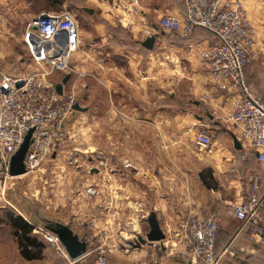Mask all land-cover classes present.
Returning <instances> with one entry per match:
<instances>
[{
    "label": "crops",
    "instance_id": "0c3cea01",
    "mask_svg": "<svg viewBox=\"0 0 264 264\" xmlns=\"http://www.w3.org/2000/svg\"><path fill=\"white\" fill-rule=\"evenodd\" d=\"M94 1L95 7L89 8L92 13L88 12L87 24L80 32L79 63L72 67L75 71L85 73V76H91L92 70L96 69L102 92L100 112L113 116L116 130L118 128L121 131L120 138L114 140V156L104 154V159L114 170L100 169L98 173L99 222L92 219L93 210L84 204V189H75L78 196L70 189L69 202L66 204L62 205L55 199L50 216H47L41 208L22 203L23 199L12 188L13 183L28 174L11 176L7 179H10V186L8 197H3L5 203L18 211L22 219L32 226V232L37 233L29 234L30 237L44 247L36 257L24 255L22 237L12 230L10 239L15 249L9 250L0 240L1 264H72L60 256L36 229H44L50 220L68 224L78 240L86 237L90 244L92 223L108 234L110 227L111 230L113 227L108 218L112 215L108 211L113 212V218L121 219L123 211H128L129 207L136 208V222L140 229L146 224V234L150 230L147 219L151 212H156L165 233L172 230L174 234L189 215L220 213L223 221L217 241L219 251L230 244L238 251V264H264V237L257 238L258 242H255L250 238L251 226L227 214L231 204L245 198L247 177L256 172L263 173L264 166L254 156L244 159L246 151L242 146L240 149L235 147L234 136L240 142V130L227 120V116L239 97L219 90L203 63L202 52L217 39L204 28L197 29L190 37L179 38L178 34L163 31L159 27V20L164 14L180 17L184 14V0ZM242 2L256 32L254 60L246 68L249 84L253 73L257 72L260 78L264 76V70L261 69L264 64L259 55L264 49V0ZM136 7L138 9L135 12ZM149 36L156 37L152 49L143 44ZM74 55L73 58L76 52ZM156 67L161 68V71L156 72ZM156 73L162 74L160 83L163 84V91L159 96L155 89ZM75 79L76 73L71 74L66 85ZM156 98L161 101L157 107ZM171 120L178 123L182 138L156 140V127L165 132ZM211 125L218 134L217 139L209 130ZM139 130L146 131L145 139H135ZM199 131L211 132L214 141L210 149L204 150L197 145ZM227 136L231 137L230 141ZM204 169H209L206 174ZM55 178V193L58 194V173ZM210 179L226 180L227 183L220 186L228 190H219L217 184L209 182ZM228 191L233 194L232 197H228ZM132 195L145 197L128 200V196ZM145 208L146 214L138 213L144 212ZM130 211L134 212L132 209ZM131 218L135 219L133 216ZM140 218L144 220L139 221ZM6 223L10 225L8 221ZM2 226L7 225L4 223ZM36 245H29L27 249L32 251ZM145 246L153 250V255L159 252L165 257L162 264H194L183 257L182 252L186 249L183 241L173 254L149 242L140 247ZM140 247L134 246L127 250L131 260L142 255ZM13 259L18 261L14 263ZM81 259L73 264H82ZM93 259L94 255L92 261L88 258L87 264H92ZM134 263L138 261L134 260Z\"/></svg>",
    "mask_w": 264,
    "mask_h": 264
},
{
    "label": "built area",
    "instance_id": "2783aa9c",
    "mask_svg": "<svg viewBox=\"0 0 264 264\" xmlns=\"http://www.w3.org/2000/svg\"><path fill=\"white\" fill-rule=\"evenodd\" d=\"M185 11L180 17L164 14L159 27L181 37H190L201 27L217 39L202 52V60L213 84L221 91L238 95L234 109L227 120L240 130V143L244 159L254 156L264 166V102L248 84L246 68L254 59L253 47L256 32L248 18L242 0H184ZM137 7L134 11H137ZM34 27L37 29L35 30ZM80 26L68 10L45 12L34 19L25 33V42L32 55V62L38 66L28 72L4 74L0 80V174L6 180L10 175L12 156L23 143L26 134L34 129L32 142L25 158L26 174L35 173L53 154L58 142L68 134V123L77 111L80 96L78 88H87L85 73L75 71L72 59L81 44ZM264 64V49L260 51ZM54 72L76 73V79L64 85L63 93L51 84L48 77ZM213 136L199 131L197 145L208 150ZM128 166V164H127ZM99 169L113 171L114 168L99 158ZM245 198L229 206L227 214L251 226L250 238L264 237V172L247 177ZM89 198L99 195V189L88 185ZM223 216L220 213L189 215L175 232L171 248L165 239L151 243L164 247L173 254L182 241L186 249L182 252L187 262L194 264H238V251L230 244L221 251L216 247ZM94 223H92L93 225ZM94 226V225H93ZM56 252L72 264L59 238L41 228L36 229ZM97 236V237H96ZM91 236L97 245L86 256L94 253L92 264H110L108 241L105 230ZM139 241L130 242L133 248ZM175 242V243H174ZM174 248V250L172 249ZM84 256L83 258H85ZM1 264V258H0Z\"/></svg>",
    "mask_w": 264,
    "mask_h": 264
},
{
    "label": "rangeland",
    "instance_id": "374dc122",
    "mask_svg": "<svg viewBox=\"0 0 264 264\" xmlns=\"http://www.w3.org/2000/svg\"><path fill=\"white\" fill-rule=\"evenodd\" d=\"M93 7H95L94 0H0V79L4 74H19L38 68V66L32 62L33 58L24 38L29 25L32 24L34 19L40 14L68 10L75 16L79 23L80 30L82 31L89 17L86 8ZM79 51L80 49L76 51V57L72 59V66L79 63ZM261 69L264 70V65L261 66ZM159 71H161V68L156 67V72ZM90 75L91 76L84 77L88 87L85 88L80 86L78 88L80 96L83 95V97H78V101L84 109L77 110L70 119L68 123V134L63 140L57 143L53 154L46 160L41 168L35 173L25 175L20 181H17V183H13L12 188L17 191V196L23 199L22 203L26 202L32 208H41L47 216H50L52 205L56 202L55 199H58L62 205L64 203L66 204L69 202L68 192H71L70 189L73 190V193L76 195L78 191L75 189L78 188V190L80 189L81 191L84 189V204L86 208L93 210L91 214L92 219L96 220L98 223V211L100 209L98 205V196L89 198L86 193V188L88 185H94L98 188V173L100 170L98 167L99 158L104 157L105 153L114 156V140L117 137L120 138L121 131L118 128L116 130L113 116L109 117L100 112L102 106V92L98 84L96 69L92 70ZM63 77L62 72H54L48 77V81L51 84L61 83ZM160 82H162V74L160 73L159 75L156 73L155 89L156 94L159 92L157 94L158 96L163 91V84ZM249 84L252 86L254 93L264 100V76L260 78L257 72L253 73L252 80ZM104 101L105 99L103 98V103ZM158 102L161 101L156 98V107L159 105ZM212 127V125L209 126V130L215 134L214 137L217 139L218 134ZM211 132L207 131L206 133L210 134ZM146 136L147 133L145 130H139L138 135L134 137L136 140H141L143 138L145 139ZM187 137H190V135H187ZM154 138L156 140L164 138H182V132L178 131V123L171 120L169 129L165 132L156 127ZM227 139L230 141L231 137L227 136ZM139 149L140 147L138 150ZM157 150L158 147H156V151ZM208 170L209 169H204V173L206 174ZM57 173L59 175L58 186L60 192L58 194L55 193L57 183L55 175ZM2 176L3 175L0 174V226L4 225V223L7 226L0 227V240H3V244L6 245L9 250L14 251L15 244L12 242V239H10V236L13 234L12 230H16L20 235L24 233V230L18 223V218L22 217L18 211L5 203V198L3 197H8L7 191L10 186V179L6 181ZM209 182L217 184L219 190H228L220 186V184L227 183L226 180L217 181L216 179H210ZM226 193H228V197L233 196L230 191ZM128 197V200H131L133 195ZM142 197L145 196L139 195L133 198L139 200ZM130 209L134 212H131ZM135 210L136 208L133 209L131 207H129L128 211L124 210L122 213L124 217L122 215L121 219L113 218V212L107 210L108 214L112 215L111 217L108 216V218L111 220L113 226L112 230L110 227L108 231V236L110 237L108 241L110 248V264H162L165 257L159 252L153 255V250L148 246L140 247L142 255L131 260L130 253L127 252V250L133 249L129 246L130 242H137L139 236L145 237V229H147L146 224H143L141 229L138 226V222H136L138 219L134 216ZM146 212L147 208H145L144 212L138 213L146 214ZM132 216L133 218L135 217L134 220L131 218ZM142 219L143 218H140L139 221ZM161 220L163 221V218H161ZM6 221H8V223L10 222V225L7 224ZM132 221L135 223L132 224ZM115 224L118 226L116 227ZM9 226H12L13 229ZM44 230L47 229L44 228ZM33 232H31V234H33ZM34 233L37 232L35 231ZM99 234V228L95 225L92 226L91 236L93 237ZM174 236V231L167 230L166 240L169 242V248H171L172 238ZM90 240H92V243L89 244V251H92L97 243L93 239ZM43 247L42 244H37L33 247L31 252H40ZM93 255L94 253L92 252L89 254L90 257L86 256L80 260V263L87 264L88 258L92 261ZM15 259H13L14 263L18 261ZM134 260L135 262L138 261V263H134ZM89 264H91V262Z\"/></svg>",
    "mask_w": 264,
    "mask_h": 264
},
{
    "label": "water",
    "instance_id": "95a60500",
    "mask_svg": "<svg viewBox=\"0 0 264 264\" xmlns=\"http://www.w3.org/2000/svg\"><path fill=\"white\" fill-rule=\"evenodd\" d=\"M86 10L87 12L92 13L91 9L86 8ZM34 29L36 30L37 28L34 27ZM155 40V36H149L146 38L143 44L145 47L152 49L155 44ZM70 76L71 74H66L62 79V82L56 85V89L60 94L63 93L64 85L67 84ZM75 108L77 110L84 109L79 104H76ZM33 131L34 129L29 130L20 148L11 158L9 170L11 176H20L26 174L27 172L25 168V158L32 142ZM234 144L237 149L241 148V143L236 136H234ZM147 220L150 225V230L146 234L145 238L139 236V241L136 244V247H140L141 245H144L148 242H161L166 239V233L160 225L156 212H151ZM45 228L59 238L71 260L77 261L86 256L89 252V241L86 239V237H83L82 240H78V238L74 236L68 224L50 220L46 223Z\"/></svg>",
    "mask_w": 264,
    "mask_h": 264
},
{
    "label": "trees",
    "instance_id": "16d2710c",
    "mask_svg": "<svg viewBox=\"0 0 264 264\" xmlns=\"http://www.w3.org/2000/svg\"><path fill=\"white\" fill-rule=\"evenodd\" d=\"M53 2V1H52ZM199 28H201V27H198V28H196V30L197 29H199ZM195 30V31H196ZM194 31V32H195ZM179 38H182L181 36H179ZM18 223L20 224V226L22 227V229L24 230V233L21 235V237H22V241L24 242V255H26V256H28V257H30V256H32V257H36V256H38V253L39 252H31V251H29L28 249H27V247L29 246V245H33V244H38L37 243V241L34 239V238H32V237H30V235L29 234H31V232H32V230H33V228H32V226H30L26 221H24L22 218H18ZM218 238H219V235H218ZM217 241H218V239H217ZM216 247H217V242H216ZM218 249V248H217ZM219 250V249H218Z\"/></svg>",
    "mask_w": 264,
    "mask_h": 264
}]
</instances>
